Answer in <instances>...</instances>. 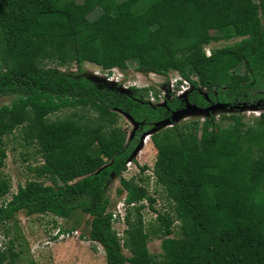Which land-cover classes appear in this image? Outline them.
I'll return each instance as SVG.
<instances>
[{
  "label": "trees",
  "instance_id": "trees-1",
  "mask_svg": "<svg viewBox=\"0 0 264 264\" xmlns=\"http://www.w3.org/2000/svg\"><path fill=\"white\" fill-rule=\"evenodd\" d=\"M96 9L107 10L112 19L127 13L144 19L124 31L115 22L94 31L88 15ZM211 16L215 34L206 27ZM236 39L205 53L211 43ZM129 62L142 75L175 71L194 90L185 100L151 105L147 89L124 91L84 68L90 63L104 71L125 70ZM71 66L75 71L60 70ZM239 67L243 83L234 79ZM192 74L202 82L191 81ZM3 97L11 101L0 105V170L6 160L3 139L16 130L42 162L34 169L36 179L19 184L9 199L10 183L0 179V233L21 212L49 214L74 221L66 233L87 228V236L79 237L99 244L106 264H157L147 247L146 202L162 234L159 264H264V112L251 124L236 115L226 125L212 115L202 124L172 122L187 104L264 106V0H0ZM67 108H80L90 118L49 117ZM116 111L135 124L130 138L117 125ZM163 121L172 126L154 131ZM149 132L155 185L172 202L171 213L153 207L142 178L136 183L122 177ZM146 169L140 167L142 173ZM115 178L117 194L125 196L121 236L107 196ZM217 218L219 228L210 225ZM175 222L178 238L171 236ZM17 257L12 246L0 248V264H18Z\"/></svg>",
  "mask_w": 264,
  "mask_h": 264
},
{
  "label": "rangeland",
  "instance_id": "rangeland-1",
  "mask_svg": "<svg viewBox=\"0 0 264 264\" xmlns=\"http://www.w3.org/2000/svg\"><path fill=\"white\" fill-rule=\"evenodd\" d=\"M79 1V0H78ZM122 1V0H117ZM143 16H132L127 13L119 18L112 19L109 17L107 10L96 9L88 15V20L94 31L101 29L102 27L112 22L116 23L118 31H124L129 26L141 23ZM208 30L215 34L216 24L215 18L211 16L206 23ZM236 40L221 41L217 43H211L205 48V53H209L210 48L221 47L226 44H232ZM152 47L151 44L140 47L142 51ZM162 67L164 71H168V63H163ZM84 68L93 76L104 79V70L100 67L85 63ZM135 65L132 62L128 63V68L123 70V81L120 82V86L126 84L127 86L135 83L137 85H147L154 87L155 83H159L163 80L161 77L140 76L135 71ZM76 67L61 68V71H75ZM171 72V71H170ZM166 75H161L162 77ZM114 75L120 78V76L114 72ZM150 77V78H151ZM191 81L202 82L200 76L192 74L190 76ZM236 83H243L245 81V73L242 67H239L237 73L234 75ZM105 81V80H104ZM137 81V82H135ZM123 89V88H122ZM198 92L206 96V90L202 87H198ZM9 97L0 98V105L10 103ZM259 107H254L261 112H264V106L259 104ZM118 113L117 125L127 132L128 138L131 137L135 128V124L125 114L116 111ZM250 108H246L244 105H235L229 107L227 105H212L207 110H202L198 107L187 106L181 111L176 112L172 117V122L175 124L190 123L197 121L199 124L208 118L209 115L215 117L218 124H227V118L230 115H236L243 118L244 122L248 124L252 123V120L256 115L252 114ZM51 119H64L73 118L80 122L88 121L90 113L80 108H67L63 109L51 116ZM172 124L164 122L157 125L156 129H164L171 127ZM20 131L16 130L12 135L3 139L4 149L6 151V160L4 167L0 170V179L9 181L10 192L6 196L9 199L11 194L16 192L19 184H24L26 181L35 180L36 174L34 169L40 165L42 160L37 155L35 146H27L22 140ZM132 164L122 173V177L128 180L133 179L136 183H141V178L147 186V189L155 199L153 207L159 211H167L171 213L173 204L166 199L164 192L159 186L155 185V178L153 176V166L156 159V150L153 147L151 141H147L146 144L139 143L133 152ZM146 166L147 169L142 173L140 167ZM46 184H50L48 181L42 179ZM120 189V184L117 178L113 179L112 183L107 188V196L110 198L111 205L109 212L115 215H125L126 206L123 204L124 194L118 195L117 190ZM1 202V199H0ZM144 209L142 211L144 229L148 235L147 247L149 253L152 255L154 262L159 264L162 261V250L160 248V241L162 238L159 224L156 222V214L147 206L146 202H143ZM87 217H84V221ZM83 221V222H84ZM74 225L73 220H64L53 217L49 214L44 215H32L25 216L23 212L17 214V216L6 223L2 227L0 233V248L3 246H12L16 252H18L17 262L18 264H106L105 255L102 247L97 243L81 240L79 237L81 234L87 236V228L84 226L78 227L71 233H66L65 230L70 229ZM210 225L214 227L222 226V219H211ZM116 232L123 231L126 227L121 223L113 225ZM121 234H123L121 232ZM181 235L179 222H175L172 227V237L178 238ZM123 253L129 257L130 254L123 250Z\"/></svg>",
  "mask_w": 264,
  "mask_h": 264
},
{
  "label": "built area",
  "instance_id": "built-area-1",
  "mask_svg": "<svg viewBox=\"0 0 264 264\" xmlns=\"http://www.w3.org/2000/svg\"><path fill=\"white\" fill-rule=\"evenodd\" d=\"M207 56L209 55V53L206 54ZM123 70L117 69V68H113L111 70H105L103 72L104 76H103V80H105L108 83H112V84H120V82L123 81V76H122V72ZM114 72H116L119 76L117 77V75H114ZM140 76H144L146 78V76H149V79H152L151 76H157V77H161L163 80H161L159 83H155L154 87H150L149 83H147V85H137L135 83L127 86L126 84L121 85V88H123L124 91H127L129 87H135V88H145L147 89V96H146V101L149 102L151 105H164L166 100H170L172 98H177V99H181L184 96H187L190 92H192L194 90L190 80L182 77L181 75H179L177 72L172 71L170 73H168L167 77L164 76L162 77L161 75L158 74H154V73H150L147 75H140ZM151 77V78H150ZM137 82V81H135ZM255 108H250V111L253 112L252 114L256 115V117L260 116L261 111ZM150 141V135H145L142 139V144H146L147 141ZM132 164V161L129 160L126 163V167L128 168L130 165ZM124 204V203H123ZM112 218L114 220L113 225H115L116 223H121L122 225L124 224L123 222V215H112ZM123 232V231H121ZM121 232H117L118 236H121Z\"/></svg>",
  "mask_w": 264,
  "mask_h": 264
},
{
  "label": "water",
  "instance_id": "water-1",
  "mask_svg": "<svg viewBox=\"0 0 264 264\" xmlns=\"http://www.w3.org/2000/svg\"><path fill=\"white\" fill-rule=\"evenodd\" d=\"M186 97H187V96H184V97L181 98V99H182V100H185ZM216 105H222V104H216ZM160 106H161V105H160ZM187 106H194V105L187 104L186 107H187ZM186 107H185V108H186ZM194 107H196V106H194ZM210 107H211V106H210ZM210 107H209V108H210ZM198 108H199V107H198ZM209 108H207V109H209ZM207 109H202V110H207ZM174 114H175V113H174ZM174 114H173V115H174ZM164 122H167V123H168V121H163V122H161V123H164ZM161 123H160V124H161ZM158 125H159V124H158ZM156 130H158V129L155 128L154 131H156ZM148 134L151 135L152 132H149V133L144 134V135L141 137V139H140V142H141V143H142V139H143V137H144L145 135H148ZM133 154H134V153H133Z\"/></svg>",
  "mask_w": 264,
  "mask_h": 264
},
{
  "label": "crops",
  "instance_id": "crops-1",
  "mask_svg": "<svg viewBox=\"0 0 264 264\" xmlns=\"http://www.w3.org/2000/svg\"><path fill=\"white\" fill-rule=\"evenodd\" d=\"M138 75H142V74H139V73H137Z\"/></svg>",
  "mask_w": 264,
  "mask_h": 264
}]
</instances>
